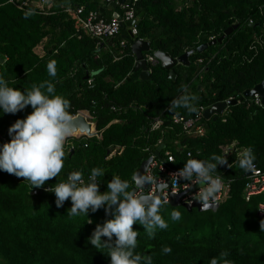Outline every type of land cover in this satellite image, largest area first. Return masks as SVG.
<instances>
[{
  "label": "trees",
  "instance_id": "1",
  "mask_svg": "<svg viewBox=\"0 0 264 264\" xmlns=\"http://www.w3.org/2000/svg\"><path fill=\"white\" fill-rule=\"evenodd\" d=\"M127 1L104 15L100 11L113 4L106 0H52L44 8L32 7V0H0V72L10 86L23 91L50 81L56 94L70 101L72 117L83 113L97 131L105 129L100 139H68L64 168L42 187L32 189L25 178L0 171V264H110V257L88 239L98 224L112 217L104 209L89 212L92 223L84 216L70 217V198L57 208L55 195L44 189L65 181L72 171L83 170L87 180L93 167H101L105 176L98 179L103 193L113 175L130 180L150 157L146 149L156 151L158 142L171 152V166L177 170L190 158L224 157L225 149H232L228 163L218 165L216 172L229 183L228 198L216 212L175 208L182 214L179 221L171 220L174 208L166 204L161 214L168 228L158 229L154 238L148 237L143 226L133 225L139 232L135 251L151 255L153 264H210L225 251L233 264H264L260 202L258 198L245 201L246 171L237 163L241 149L251 146L255 164L264 171V108L243 97L264 81V0ZM124 5L134 15V39H122L126 27H121L111 45L77 33V10H82L84 19L96 14L108 23L113 14L124 16ZM235 25L238 28L221 43L197 52ZM138 40L150 45L145 56L161 52L176 60L193 51L189 65L173 68L175 82L160 64L149 65L150 77L142 81L139 71H134L131 52ZM40 45L42 56L35 53ZM50 60L56 61V77L48 75ZM184 86L198 97L195 113L170 108ZM231 101L237 103L226 109L228 116L206 120L199 115L201 108L205 111ZM31 112V106L15 115L0 112V144L10 142L9 127ZM198 116L202 135H188L173 124L175 117L193 120ZM155 119L163 125L151 131ZM33 190H38L36 195ZM164 246L171 248L170 254L162 252Z\"/></svg>",
  "mask_w": 264,
  "mask_h": 264
},
{
  "label": "clouds",
  "instance_id": "2",
  "mask_svg": "<svg viewBox=\"0 0 264 264\" xmlns=\"http://www.w3.org/2000/svg\"><path fill=\"white\" fill-rule=\"evenodd\" d=\"M47 72L50 77H56L55 60L48 62ZM197 101L198 97L184 86L170 108L183 107L195 113ZM28 106L32 108L31 114L17 119L8 129L10 142L0 144V171L25 178L33 189L44 186L46 181L60 174L64 168L65 144L74 134L75 127L69 111L70 101L56 94L53 83H34L30 89L21 91L10 86V81L0 72V112L15 115ZM255 161L253 148L243 147L237 161L239 168L246 172L254 169ZM227 163L225 157L218 155L209 160L190 158L183 168L171 174L169 183L159 180L150 171L156 166L155 161L150 160L144 173L135 172L130 180L113 175L103 193L98 178L105 176V170L93 167L87 180L83 170L72 171L65 181L56 182L45 190L55 194L57 208L63 207L70 198L72 206L67 212L70 217L84 216L87 223H92L88 218L89 212L96 213L100 209H104L106 216L112 217L102 225L98 224L88 239L97 251L110 257V264H153L151 255L135 251L139 232L133 229V225L143 226L148 237L154 238L158 229L168 228L161 209L168 204L169 195L176 191H188L193 185H198L199 191L192 199L199 201L202 209L214 208L225 187L222 177L216 175L217 167ZM181 180L189 183L181 185ZM146 184L149 185L147 190L144 187ZM259 208L264 210V204ZM181 216L175 208L170 213L172 221H179ZM261 230H264V223H261ZM171 251L168 246L162 247L164 254ZM227 256L225 251L220 258H212L210 264H220L221 259L223 264H233Z\"/></svg>",
  "mask_w": 264,
  "mask_h": 264
},
{
  "label": "built area",
  "instance_id": "3",
  "mask_svg": "<svg viewBox=\"0 0 264 264\" xmlns=\"http://www.w3.org/2000/svg\"><path fill=\"white\" fill-rule=\"evenodd\" d=\"M136 1V0H134ZM12 3L13 0H10ZM108 4H112L116 2V0H106ZM129 4V3H126ZM18 9H21V5H17ZM129 5H124L123 9L125 11L124 16L122 18L116 19L113 18L110 22L106 23L100 19H98L96 14H90L87 18H82L81 13L82 10H77L76 12V26H77V33H80V31L92 36L93 38H97L100 40V42L105 43L106 41L112 40L114 37H116L119 34V31L121 29L122 25H125L126 23L134 21V15L131 10H128ZM131 31V34L133 36L136 35V27L135 24L131 27L128 28ZM123 46L124 44L121 43ZM145 61L149 65H156L157 61L155 58L151 55H146L145 56ZM90 84V82H89ZM253 100V103L256 106L262 107L261 105V100L255 96ZM204 109L201 108V112L199 115L203 116ZM201 116H198L197 119H190L186 120L183 117H175L173 119V124L177 126H181L182 132L190 135L191 133H198L199 135L203 134L202 128L198 125L199 120ZM89 118V117H88ZM163 125V122H161L159 119H155L152 121L151 125V131H157L161 128ZM81 137H77L75 139H79ZM163 145L161 142H158L157 147ZM147 152L150 153V157L152 160L155 161L156 166L152 167L150 171L159 177V180L169 182L170 183V177L171 174L177 172L178 170L173 168L171 165L174 162V159L171 155V152L166 150V147L159 153V157L155 156V152H150V148L146 149ZM161 155L163 156L161 159ZM246 182H245V187H244V192H245V201L249 202L253 198H260L264 197V171L261 170L256 164L255 168L251 169L246 172L245 174ZM181 185L184 183H189L187 181H180ZM225 187L222 190V192L219 194L217 204L220 206L223 202L226 201L228 198V193H229V183L224 182ZM48 188V187H47ZM45 188V189H47ZM149 188V186H148ZM147 188V189H148ZM44 189V191H46ZM199 191V186L198 185H193L188 191H176L172 195L179 196V201L182 205L187 204V205H192L196 202L200 203L199 201L193 200V196ZM38 190H33L32 194L36 195ZM48 192V191H46ZM52 193V192H51ZM54 194V193H53ZM55 195V194H54ZM168 198V200H169ZM188 201H191L189 204ZM201 204V203H200ZM261 204H264L263 202H260L259 206ZM258 206V216L259 218L264 220V210H261Z\"/></svg>",
  "mask_w": 264,
  "mask_h": 264
},
{
  "label": "water",
  "instance_id": "4",
  "mask_svg": "<svg viewBox=\"0 0 264 264\" xmlns=\"http://www.w3.org/2000/svg\"><path fill=\"white\" fill-rule=\"evenodd\" d=\"M125 3H128V1L127 0H118V2L113 3L109 7V9L115 10V9H117L118 6H121ZM113 18L119 19V16L117 14H113ZM134 24H135V21H132V22L126 23L124 26L122 25L121 27L122 28L126 27L128 29V28H131ZM237 28H238V25H235V26L227 29L224 32L222 37H220L217 40H212L208 44L200 46L197 49V52L201 53L208 46L215 45L216 43H221L227 36L232 34V32L234 30H236ZM127 38L134 39V36L131 34V31L129 29L127 31V34L122 36V39H127ZM111 44H112V40L109 41V45H111ZM131 52H132L134 59H135L134 71L135 72L139 71V78L142 81L148 80L150 77V71H149V66L145 61V54L150 52L149 43L146 41L138 40L131 45ZM192 54H193V51L186 52L182 56H180L178 59L175 60V59H172L166 53L155 52L153 54V57L155 58L157 63L161 65V67L164 70L168 71L169 79L172 80L173 82H175L177 76L173 72V68L177 64L188 66L189 65L188 58ZM86 79H87V77H86ZM255 96H257L261 100L262 108H264V81L261 82L260 84H258L257 86H255L253 89L247 90L243 93V97L245 99H254ZM236 103H237L236 101L216 103V104L212 105L211 107L207 108L203 112V118L208 120L213 115L228 116L229 113L226 111V109L230 106H235ZM72 119L74 121L75 131H74V134L69 138L80 136V137H84L87 139H94V138L100 139L104 130H105L104 129L101 131H97L95 124L92 123L91 121H89V118L86 115H84L83 113H78L76 116L72 117ZM114 123H116V121L112 122L108 127H110ZM164 148H165V145L159 146L155 152V156L159 157V153ZM150 160H152V159L148 158L147 160H145L135 172H140L141 174H143L145 166ZM148 186L149 185H147V184L144 186L145 190H147ZM133 187H134V185H133ZM168 205H170L173 208L182 207L185 210H187L188 212H191L194 209L199 211V212H206V211L216 212L220 207L217 204L214 208H209V209L205 210V209H202V205L198 202H196L192 205H187V204L182 205L179 201V196H176V195L170 196Z\"/></svg>",
  "mask_w": 264,
  "mask_h": 264
},
{
  "label": "crops",
  "instance_id": "5",
  "mask_svg": "<svg viewBox=\"0 0 264 264\" xmlns=\"http://www.w3.org/2000/svg\"><path fill=\"white\" fill-rule=\"evenodd\" d=\"M51 3H52V0H32L31 5H32V7H36V6H38V7L44 8V7L48 6V5H50ZM103 7H105V6H103ZM100 12H101L102 14H104V15H107L108 12H110V9L107 8V7H105V8L102 9ZM37 48H40V49H41V54H38L36 51H35V53H36L37 55H39V56H42V55H43L42 45H40V46L37 47ZM37 48H36V49H37ZM36 49H35V50H36ZM165 147H166V146H165Z\"/></svg>",
  "mask_w": 264,
  "mask_h": 264
},
{
  "label": "rangeland",
  "instance_id": "6",
  "mask_svg": "<svg viewBox=\"0 0 264 264\" xmlns=\"http://www.w3.org/2000/svg\"><path fill=\"white\" fill-rule=\"evenodd\" d=\"M38 54H41V49L40 48H37L35 50ZM87 116V115H86ZM77 137H80V136H76V137H72V138H69V139H75ZM232 149H225L224 151V157L226 158L230 153H231ZM259 202H263L264 201V197H260L257 199Z\"/></svg>",
  "mask_w": 264,
  "mask_h": 264
}]
</instances>
